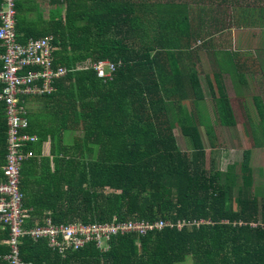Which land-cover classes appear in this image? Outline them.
<instances>
[{
  "label": "trees",
  "instance_id": "1",
  "mask_svg": "<svg viewBox=\"0 0 264 264\" xmlns=\"http://www.w3.org/2000/svg\"><path fill=\"white\" fill-rule=\"evenodd\" d=\"M14 3L17 41L53 36L54 67L68 70L53 83L54 93L20 96L28 131L38 137L27 148L35 156L22 164L19 173L27 210L24 226L44 225L48 218L57 225L160 219L167 223L146 235L119 232L99 246L90 238L63 253L49 246L48 237L26 235L19 244L20 260L24 264H264V194L254 188V170L248 163L252 151L244 153L239 169L236 165L223 174L217 167L218 151H213L208 170L204 169L201 129L209 148H215L216 139L210 109L223 128L236 127V121L221 76L204 84L199 81L193 56L197 29L186 6L159 0H52V5H65V10L62 14L55 9L44 19L40 14L27 16L33 11L31 0ZM261 4L264 0L251 9H260ZM5 8L0 0V9ZM246 16L256 17L253 10L242 15ZM259 44L256 39L255 45ZM3 50L0 41V57ZM251 53V58L261 54L255 47L245 52ZM243 54L238 53L233 65L227 61L230 57L223 59L224 70L230 71L232 88L254 123L260 147L264 97L248 95L260 66H248L250 55L241 62ZM99 62L105 71L113 65L110 77H98ZM184 101L189 103L192 123ZM6 132L0 103V167L6 162ZM67 132L73 133L71 142L65 139ZM46 142L51 144L47 157L42 156ZM0 232V239L7 240L8 231ZM1 248L0 264H8L1 259L9 246Z\"/></svg>",
  "mask_w": 264,
  "mask_h": 264
},
{
  "label": "built area",
  "instance_id": "2",
  "mask_svg": "<svg viewBox=\"0 0 264 264\" xmlns=\"http://www.w3.org/2000/svg\"><path fill=\"white\" fill-rule=\"evenodd\" d=\"M5 9H0V41L4 47L0 57V103L3 104L7 123L6 162L0 167V230L8 231L6 240L9 252L4 260L8 264H24L19 258V244L24 236L34 239L48 237L49 246L65 252L69 246L79 248L90 238L102 245L104 239L119 232L135 231L146 235L148 231L160 230L167 223L163 220L133 221L123 223L82 225H57L48 218L44 225L26 228L24 218L27 210L23 207V194L19 188L20 170L22 164L34 157L27 148L38 142L37 135L28 131L29 122L25 109L19 106L21 95H45L54 93L55 80L64 77L67 68L54 67L53 36L28 39L19 43L15 32L14 0H4ZM104 64L96 65L99 78L110 77L113 65L109 71L104 70Z\"/></svg>",
  "mask_w": 264,
  "mask_h": 264
},
{
  "label": "crops",
  "instance_id": "3",
  "mask_svg": "<svg viewBox=\"0 0 264 264\" xmlns=\"http://www.w3.org/2000/svg\"><path fill=\"white\" fill-rule=\"evenodd\" d=\"M31 1L30 5H32L33 11L27 13L30 18H35L40 14L43 15L44 19H48L53 10L59 8L62 10V14L65 10V5L59 7L52 5V0ZM166 1L168 3L174 0H164L163 2ZM201 1L203 0H194V2L191 0H177L174 2L184 4L187 13L189 12L191 23L194 22V29H197L195 32L197 50L195 52L205 54V59L210 57L208 64L213 68L211 80L214 76H221L227 94V90L232 88L230 71H225L224 68L220 69L219 66H222V60L226 57L231 58L227 60L231 65L235 64L234 60L241 51L244 53L240 58L241 62L243 60L247 62L246 56L250 55L248 66L252 67L255 64L260 66V72L255 73V77L253 75L252 79L261 78L264 80V4L260 5V9H251L254 5L258 6L262 0H225V3H220L221 0H209L204 4ZM192 9L197 10V12L193 14ZM247 10L249 12L253 10L254 15H256L255 19H249L248 16L242 17ZM253 32L257 33V38L253 36ZM256 39L260 42L258 47L255 45ZM253 47L261 53L258 57L256 55L251 58L252 53L245 54L246 51H251ZM255 58L256 60H254ZM237 95L239 94L236 93ZM211 111H213L212 108ZM50 153L51 144L46 142L42 147V156L47 157ZM252 168L255 172L254 167ZM259 172L262 174V170H259ZM259 185L260 183L256 187H259ZM0 234L3 233L0 232ZM2 244H7L6 239H0V254ZM5 255L1 260H4Z\"/></svg>",
  "mask_w": 264,
  "mask_h": 264
},
{
  "label": "rangeland",
  "instance_id": "4",
  "mask_svg": "<svg viewBox=\"0 0 264 264\" xmlns=\"http://www.w3.org/2000/svg\"><path fill=\"white\" fill-rule=\"evenodd\" d=\"M157 1V0H153ZM164 0H159V2L164 3ZM177 1V0H174ZM194 2V0H191ZM209 0H203L201 1L203 4L208 2ZM191 12L195 14L197 10L192 9ZM193 56L196 58L197 66L195 67L198 75H199V81L201 84H204V82H207L206 79L211 80L213 77V68H211V65L208 64V61L210 60V57L205 59V54H197L196 52L193 53ZM208 65V66H207ZM258 65V64H257ZM224 60H222V66H219L220 69L225 68ZM259 67V65H258ZM259 69V68H258ZM211 70V71H210ZM207 73V74H206ZM206 74V75H205ZM205 75V76H204ZM204 76V77H203ZM206 78V79H205ZM251 89L249 90L250 96H261L264 97V80L261 78H257L251 81ZM228 98H230V104L231 108L233 110L234 118L236 121V127L232 128H223L219 126V123L216 120V113L211 111L212 116H210L209 121H216L215 124H213V130L216 135L215 139V148H209L208 142L206 139V136L204 134V130L201 129L203 140L205 143V165L204 169L208 170L209 166V160L213 156V151H218V171L219 173L223 174L224 172H227L230 170L231 167H235L236 165H242L245 162L244 153L247 150H251L252 153L249 157L248 163L251 167H254V188L256 193L264 194V145L259 147L257 144V137L254 134V123L250 124L248 116L246 113H244V110L242 108L241 102L238 99H241L239 95L236 96L235 91L233 88H230L227 90ZM32 105H29V111L33 112V109L31 107ZM184 108L185 110H188L187 112V118L189 123H192V115L190 116L189 111H191L189 103L187 101H184ZM207 111L206 109H204ZM255 120H259V116L256 111L252 113ZM195 118V117H194ZM199 117L195 118V120H198ZM212 123V122H211ZM256 123V122H255ZM202 128L203 124L200 123ZM175 135L178 140V144L181 147L183 151H185V148H183V140L181 139V135L178 133V130L175 129ZM65 139L68 142H71L73 140V133L67 132L65 135ZM262 142H264V139L262 136L260 139ZM239 169V166H238ZM259 170H262V174H260ZM259 187H256L257 184H259ZM264 196V195H263ZM189 264V263H185Z\"/></svg>",
  "mask_w": 264,
  "mask_h": 264
},
{
  "label": "clouds",
  "instance_id": "5",
  "mask_svg": "<svg viewBox=\"0 0 264 264\" xmlns=\"http://www.w3.org/2000/svg\"><path fill=\"white\" fill-rule=\"evenodd\" d=\"M100 79H104V78H100Z\"/></svg>",
  "mask_w": 264,
  "mask_h": 264
}]
</instances>
